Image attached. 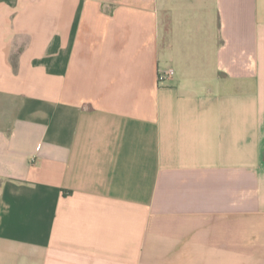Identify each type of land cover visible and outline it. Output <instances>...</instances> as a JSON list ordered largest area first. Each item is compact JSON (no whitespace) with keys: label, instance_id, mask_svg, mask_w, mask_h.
Listing matches in <instances>:
<instances>
[{"label":"crops","instance_id":"obj_1","mask_svg":"<svg viewBox=\"0 0 264 264\" xmlns=\"http://www.w3.org/2000/svg\"><path fill=\"white\" fill-rule=\"evenodd\" d=\"M0 264H264V0H0Z\"/></svg>","mask_w":264,"mask_h":264},{"label":"built area","instance_id":"obj_2","mask_svg":"<svg viewBox=\"0 0 264 264\" xmlns=\"http://www.w3.org/2000/svg\"><path fill=\"white\" fill-rule=\"evenodd\" d=\"M173 75V70L172 69H167V70H160L158 73L159 80H162L164 78H169Z\"/></svg>","mask_w":264,"mask_h":264}]
</instances>
